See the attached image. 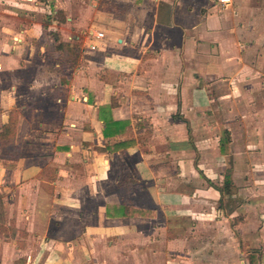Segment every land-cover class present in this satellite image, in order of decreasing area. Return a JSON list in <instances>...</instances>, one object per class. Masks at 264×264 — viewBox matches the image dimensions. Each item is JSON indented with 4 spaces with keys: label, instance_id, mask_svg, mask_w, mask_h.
<instances>
[{
    "label": "crops",
    "instance_id": "0c3cea01",
    "mask_svg": "<svg viewBox=\"0 0 264 264\" xmlns=\"http://www.w3.org/2000/svg\"><path fill=\"white\" fill-rule=\"evenodd\" d=\"M12 110L0 264H264V0H0V130Z\"/></svg>",
    "mask_w": 264,
    "mask_h": 264
},
{
    "label": "trees",
    "instance_id": "16d2710c",
    "mask_svg": "<svg viewBox=\"0 0 264 264\" xmlns=\"http://www.w3.org/2000/svg\"><path fill=\"white\" fill-rule=\"evenodd\" d=\"M79 45H80L79 41H76V44L74 45H70L68 43H60V42L56 45V48L61 50L64 55L62 58V62H64V64H66L68 67H73L77 63V58L80 54ZM114 105H115L114 103H110L109 105H106L101 108L102 109L101 119L104 125L103 135L106 138L110 136H123L129 133L128 122L126 121L116 122L112 120L110 115L109 117H106L103 114L106 113L105 111L107 109L109 113L110 108ZM16 120H17L16 111L15 110L10 111L7 122L2 125L0 130V148H3L5 150L8 149V145L12 142L15 135ZM228 141H229V132L227 130H224L219 141V148L222 152H225L227 150L226 145ZM124 143L125 141H122L119 143L118 146H123ZM47 170H52V169L50 168ZM215 187L221 194V198L219 200V206L221 207L223 204V196L225 195L229 196L232 193L233 183L230 176L226 174L224 180L222 181L221 186L217 185ZM118 209H119V215L123 219H127L130 216H144L147 214V211L136 209L126 204L122 206H118ZM250 262L254 264L253 256H250Z\"/></svg>",
    "mask_w": 264,
    "mask_h": 264
},
{
    "label": "rangeland",
    "instance_id": "374dc122",
    "mask_svg": "<svg viewBox=\"0 0 264 264\" xmlns=\"http://www.w3.org/2000/svg\"><path fill=\"white\" fill-rule=\"evenodd\" d=\"M5 158H10V157H12L14 154H13V150H12V148L11 149H7V150H5ZM3 194H5V191H3ZM39 200V199H38ZM40 201V200H39ZM8 205V208L7 207H5V206H7ZM11 207V206H10ZM2 209H10L9 208V203H7L5 200H3V204H2ZM46 211H47V213L44 215V218L43 219H45V221H46V217H48V210H47V208H46ZM4 212H5V214L3 215V217H2V222H3V224L0 226V236L2 237L3 235L2 234H6V236H10V234H12V224L10 223V225L8 224V220L9 219H11V218H9V216H8V214H7V211L6 210H4ZM43 214H44V212H43ZM42 216V215H41ZM25 221V226H26V222H27V220H24ZM41 221V222H40ZM53 220H51V222H50V224L51 225H49L48 223H46V222H44V220H43V222H42V220H39L38 222H37V225H39L40 223H45V227H34V229H33V231L34 232H32V233H34V234H39L41 231L42 232H45V230H46V232H48V231H51L53 228H54V226H53V224H54V222H52ZM52 228H51V227ZM187 230V229H186ZM20 235L21 236H25V235H27V233L25 232V230H20Z\"/></svg>",
    "mask_w": 264,
    "mask_h": 264
},
{
    "label": "built area",
    "instance_id": "2783aa9c",
    "mask_svg": "<svg viewBox=\"0 0 264 264\" xmlns=\"http://www.w3.org/2000/svg\"><path fill=\"white\" fill-rule=\"evenodd\" d=\"M93 37L94 39H92ZM93 37L89 40V43L87 44V48L89 50H94L96 48V42L94 40L103 38V35L100 32H97L93 35Z\"/></svg>",
    "mask_w": 264,
    "mask_h": 264
}]
</instances>
